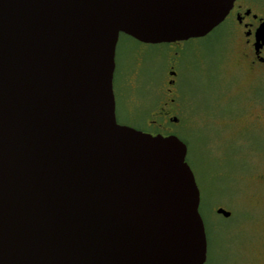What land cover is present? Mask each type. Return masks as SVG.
<instances>
[{"label": "water", "instance_id": "95a60500", "mask_svg": "<svg viewBox=\"0 0 264 264\" xmlns=\"http://www.w3.org/2000/svg\"><path fill=\"white\" fill-rule=\"evenodd\" d=\"M234 2L0 0V264L206 263L188 147L118 122L116 51L204 37Z\"/></svg>", "mask_w": 264, "mask_h": 264}, {"label": "rangeland", "instance_id": "374dc122", "mask_svg": "<svg viewBox=\"0 0 264 264\" xmlns=\"http://www.w3.org/2000/svg\"><path fill=\"white\" fill-rule=\"evenodd\" d=\"M227 41L221 26L184 42L170 92L167 68L180 44L121 36L116 115L120 124L147 132L158 131L160 124L169 127L186 143L187 162L201 192L205 264H264V183L257 180L264 174V122L248 116L264 108V82L244 76ZM219 204L232 216L219 214Z\"/></svg>", "mask_w": 264, "mask_h": 264}, {"label": "flooded vegetation", "instance_id": "af4514ba", "mask_svg": "<svg viewBox=\"0 0 264 264\" xmlns=\"http://www.w3.org/2000/svg\"><path fill=\"white\" fill-rule=\"evenodd\" d=\"M221 26H224L227 31V43L234 50V58L237 62V67L241 69L244 76L250 82H254L255 84L257 82H264V0H235L232 9L217 27ZM186 41L187 40H182L169 43L170 45L180 44V48L176 47L172 50V57L169 60L167 68L166 86L170 92L173 90L178 79V68L180 67V63L177 57L184 51L183 44ZM248 116L258 123H262L264 122V108H260L259 111L254 113L249 112ZM172 120L175 123L179 121L177 117L172 118ZM143 130L145 131L147 129ZM148 132L154 135L173 134L171 128L164 127L161 124L158 131ZM224 173V171L220 172L222 175H224ZM257 180L264 183V174H260ZM219 208L228 209L222 204H219L218 209ZM221 215L228 218L232 216Z\"/></svg>", "mask_w": 264, "mask_h": 264}, {"label": "trees", "instance_id": "16d2710c", "mask_svg": "<svg viewBox=\"0 0 264 264\" xmlns=\"http://www.w3.org/2000/svg\"><path fill=\"white\" fill-rule=\"evenodd\" d=\"M121 36H127V37H130V36H128V35H121ZM130 38H132V37H130ZM132 39H134V38H132ZM134 40H136V39H134ZM136 41H138V40H136ZM139 42V41H138ZM116 75H117V70H116V73H115V80H116Z\"/></svg>", "mask_w": 264, "mask_h": 264}]
</instances>
